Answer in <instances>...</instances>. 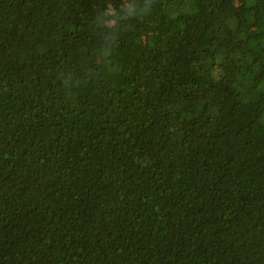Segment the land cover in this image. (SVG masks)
<instances>
[{"label": "trees", "instance_id": "16d2710c", "mask_svg": "<svg viewBox=\"0 0 264 264\" xmlns=\"http://www.w3.org/2000/svg\"><path fill=\"white\" fill-rule=\"evenodd\" d=\"M0 264H264V0H0Z\"/></svg>", "mask_w": 264, "mask_h": 264}, {"label": "rangeland", "instance_id": "374dc122", "mask_svg": "<svg viewBox=\"0 0 264 264\" xmlns=\"http://www.w3.org/2000/svg\"><path fill=\"white\" fill-rule=\"evenodd\" d=\"M171 96L173 100H177L179 97V90L174 86V84L171 85Z\"/></svg>", "mask_w": 264, "mask_h": 264}]
</instances>
